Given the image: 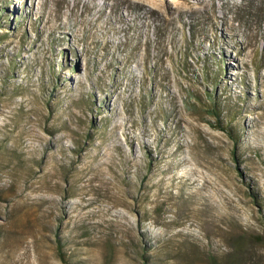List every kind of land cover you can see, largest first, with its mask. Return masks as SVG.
Instances as JSON below:
<instances>
[{
    "label": "rangeland",
    "instance_id": "rangeland-1",
    "mask_svg": "<svg viewBox=\"0 0 264 264\" xmlns=\"http://www.w3.org/2000/svg\"><path fill=\"white\" fill-rule=\"evenodd\" d=\"M264 264V0H0V264Z\"/></svg>",
    "mask_w": 264,
    "mask_h": 264
},
{
    "label": "trees",
    "instance_id": "trees-1",
    "mask_svg": "<svg viewBox=\"0 0 264 264\" xmlns=\"http://www.w3.org/2000/svg\"><path fill=\"white\" fill-rule=\"evenodd\" d=\"M240 252H241V247L238 244L235 248V252L228 255L226 259L220 262L216 261L215 259H211V264H237L240 259V255H239Z\"/></svg>",
    "mask_w": 264,
    "mask_h": 264
}]
</instances>
